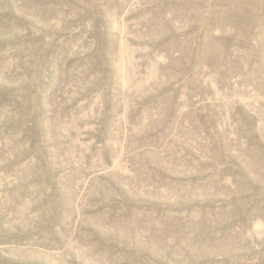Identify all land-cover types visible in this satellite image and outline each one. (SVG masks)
<instances>
[{
  "label": "rangeland",
  "instance_id": "374dc122",
  "mask_svg": "<svg viewBox=\"0 0 264 264\" xmlns=\"http://www.w3.org/2000/svg\"><path fill=\"white\" fill-rule=\"evenodd\" d=\"M100 4L104 11H108L107 18L110 20L109 34L113 37L115 55L113 90L121 102L112 123L113 135L106 146H95L92 133L98 120L94 116L101 112L99 98L92 92L79 99L77 88L83 83L68 84L57 95L58 113L54 121L59 149L53 147L51 150L54 168L48 172L56 178H66L65 184H68L63 188L70 194L64 198V202L68 203H63L72 212L65 213L63 218L73 220L75 225L82 220L94 226L107 222L104 230L107 233L103 234L114 239V244L100 247L94 233L86 227L80 230V238L72 235L56 242L49 237L45 229L48 224H44L42 217L46 214L44 204L49 202L44 196L47 198L51 193V184L45 181L47 175L43 171L35 172L33 169L41 161L40 156L25 155L4 168L3 161L9 156L5 155L1 158L2 163L0 160V212H5L2 215L4 226H12V230L19 227L21 232L7 235L0 231V264H187L192 255L187 251H193L190 248L193 231L190 227L188 232L180 234L179 229L185 223L192 226L195 220L209 215L211 210L230 209L232 200L229 196L233 190L226 195L214 194L217 198L210 204L201 201L203 203L189 202L179 206L178 199L186 190L174 183L176 177L162 181L157 176L159 158L172 162V154L179 156L177 145L180 138L184 139L181 129L191 125L195 112L207 111L209 106L206 104L210 101H215L210 104L211 108L227 113L236 103L244 105L249 115L246 128L250 131L255 129L264 141V91L256 89L249 79L252 74H264V68L260 71L256 70L258 67L251 70L248 67V61H254L252 57L258 52L259 45L263 49L260 54H264V0H100ZM62 7L59 24L70 20L68 14L77 9L74 5ZM238 8L248 9V15L254 17L249 25L253 30L248 31V40L244 42L249 44L246 50L250 53L240 52L247 56L244 61L247 64L244 69L239 67L230 71L233 86L224 85L222 88L218 82L219 71L213 73L205 67L194 77L196 93L189 99L185 94L192 79L188 76L174 79L175 82L171 81L170 85H173L174 91H181L179 114L196 110L190 116H181L167 123L166 128H154L153 123L162 125L161 109L155 103L146 104L145 101L160 82L164 83L161 79H166L163 73L169 62L168 54L177 55L174 44L188 48L193 43L202 48L209 40L222 43L223 39L232 36V27L239 22L238 18L232 17V11ZM81 28L80 23L76 27L65 28L59 31L58 39L64 43ZM243 38L242 34L237 37L241 42ZM167 40L165 51H161L157 44ZM77 70L82 73L84 68ZM42 78L33 77V84L26 89V93L30 91L32 97L36 96L41 91ZM11 79L17 87L23 82L22 78ZM214 132H219V137L222 135L228 143L235 139V127L230 120L217 123ZM236 141L231 144L233 151L238 148ZM197 154L206 158L209 152L204 150ZM113 173L125 177L124 186L140 198V202L122 205L117 210V217L126 218L118 217L125 221L118 237H113L110 230L113 221L105 217L110 210L95 215L96 208H91L92 202L88 200L93 180H96L93 186L100 185V177ZM261 185L262 188L256 189L242 188L248 190L249 196L240 199L248 201L253 209L264 208V183ZM43 187L48 191L37 195ZM50 207L47 205L46 211ZM89 209L92 211L89 212ZM254 215L256 217L251 222L248 219L246 225L230 226L225 231L222 227L215 228V231L227 233L230 230L231 233L227 235L230 239L226 243L220 236L214 235L212 240L216 249L223 243L221 246L235 256L211 260L203 255L194 264L261 263L264 260V212Z\"/></svg>",
  "mask_w": 264,
  "mask_h": 264
},
{
  "label": "trees",
  "instance_id": "16d2710c",
  "mask_svg": "<svg viewBox=\"0 0 264 264\" xmlns=\"http://www.w3.org/2000/svg\"><path fill=\"white\" fill-rule=\"evenodd\" d=\"M62 5L66 7L74 5L77 9L68 12L70 20H64L59 24ZM247 10L238 8L232 11L234 13L232 17L238 18L239 22L233 25L232 36L223 39L220 44L213 40H209L202 48L199 44L193 43L188 45V48L178 43L174 44L176 46L174 52L177 55L168 54L169 62L163 73L166 79H161L164 83L160 82L145 101L146 104L155 103L161 109L159 116H162L160 121L162 125L153 123L154 128H166L167 123L174 122L181 116H190L196 110L179 114L181 91H174L173 85H170L171 81L175 82L174 79L183 76L192 79L185 94L189 99L196 93V81L193 79L197 72H201L205 67L213 73L219 71L218 82L222 88L225 87L224 85L233 86L231 82L233 75L230 71L239 67L244 69L247 56L240 52L250 53L246 50L249 44L244 42H247L248 34L253 30L249 25L254 15H248L250 11ZM107 12L102 9L100 0H0V160L5 155H9L2 164L7 168L25 155L40 156L41 161L33 169L35 172L43 171L47 175L45 181L51 184L52 189L47 198L44 196L50 203L44 204L46 214L43 215L42 220L44 224H48L45 227L46 233L48 232L49 237L56 242H61L72 235L80 238V230L86 227L92 231V234L94 233L100 247L114 244V239H109L103 234L107 233L104 231L107 222L103 221V224L94 226L90 223L85 224L82 220L75 225L73 220L63 218L66 216L65 213L72 212L64 206V203H68L64 202V198L70 194H67L63 188L68 184H65L66 178H56L52 172H48L54 168L51 162V150L53 147H58L55 137L57 124L54 121L58 113L57 95L61 94L60 89L64 91L68 84H75L77 81L83 83L77 88L79 99L92 92L99 98L101 112H97L94 116L98 120L96 119L92 133L95 146L105 145L113 135L112 123L117 116L115 111L119 110L121 102L120 98H116L113 90L114 41L109 34L111 27ZM65 15L66 18L67 12ZM79 23L82 24V28L72 39L64 43L58 39V34L62 30L76 27ZM241 34L244 35L243 42L237 39ZM168 42L169 40L160 42L157 46L161 51H165ZM257 49L258 52L253 54L256 58L252 57L254 61H248V67L250 70L258 67L256 70L261 71L264 68V54H260L263 50L261 45ZM237 51L238 53H235ZM80 67L84 68L82 73L77 70ZM15 77L22 78L20 87L13 83L11 78ZM33 77H43L41 91L34 97L33 94L30 95V91L26 93V89L33 84ZM249 79L256 89L264 91L262 72L252 74ZM212 102L215 103L210 101L206 104L209 106L207 111L202 109L192 115L194 120L188 128L181 129L184 139L180 138V143L177 145L179 156L172 154V162H165L159 158L160 167L156 172L162 181L176 177L174 183L186 190L183 197L178 199L179 206L189 202L203 203L201 201H208L207 204H210L214 198H217L214 194L226 195L233 190L229 196L232 200L230 209L225 207L221 210H211L209 215H203L195 220L192 226L185 223L179 229L180 234L188 232L190 227L193 231V240L190 243L193 251H187L192 254L187 264H194L203 255L211 260L218 257H232L234 253L226 251L225 247L221 246L230 239V236H227L231 234L230 230L223 233L215 231V228L222 227L225 231L230 226L236 227L242 223L246 225L248 219L251 222L256 217L254 213L264 212V208L253 209L248 201L243 202L240 199L241 197L247 199L249 196L248 190L242 188L263 187L261 184L264 183V141L259 138L255 129L250 131L246 128L249 115L244 105L236 103L227 113L211 108ZM222 120H230L234 124L236 132L234 140H237L238 146L235 151L232 150L231 145L234 140L228 143L222 135L219 137V132H214L215 126ZM204 150L208 151L209 155H206V158L198 156L197 153ZM168 164L170 166L166 167ZM115 174L100 177L102 185L93 186L96 181L93 180L92 192H89L88 200L92 202L91 208H96L95 215L110 210L109 215L105 217H110V221H113L111 223L113 228L111 227L110 230L113 237H118L125 223L120 219L126 218L118 216L119 219L117 210L122 205L140 202V198L124 186L125 177ZM44 187L37 191V195L48 191V188ZM47 205H51L49 211H46ZM251 210L254 213L253 211L247 213ZM4 213L0 212V231L7 235H18L21 232L19 227H13L12 230V226L3 225ZM110 230H107L108 233ZM214 235L220 236L224 241L217 249L215 241L212 240ZM259 264H264V260Z\"/></svg>",
  "mask_w": 264,
  "mask_h": 264
}]
</instances>
